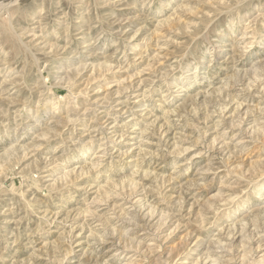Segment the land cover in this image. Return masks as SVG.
<instances>
[{
	"label": "rangeland",
	"instance_id": "374dc122",
	"mask_svg": "<svg viewBox=\"0 0 264 264\" xmlns=\"http://www.w3.org/2000/svg\"><path fill=\"white\" fill-rule=\"evenodd\" d=\"M0 264H264V0H0Z\"/></svg>",
	"mask_w": 264,
	"mask_h": 264
},
{
	"label": "bare ground",
	"instance_id": "6f19581e",
	"mask_svg": "<svg viewBox=\"0 0 264 264\" xmlns=\"http://www.w3.org/2000/svg\"><path fill=\"white\" fill-rule=\"evenodd\" d=\"M241 229V228H240ZM260 242V241H259ZM259 247V246H258Z\"/></svg>",
	"mask_w": 264,
	"mask_h": 264
}]
</instances>
